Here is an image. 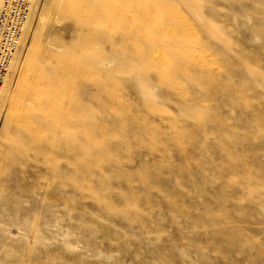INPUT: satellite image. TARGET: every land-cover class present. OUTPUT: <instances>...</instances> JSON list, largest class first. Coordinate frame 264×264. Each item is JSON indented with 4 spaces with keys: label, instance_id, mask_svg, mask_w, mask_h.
<instances>
[{
    "label": "rangeland",
    "instance_id": "1",
    "mask_svg": "<svg viewBox=\"0 0 264 264\" xmlns=\"http://www.w3.org/2000/svg\"><path fill=\"white\" fill-rule=\"evenodd\" d=\"M35 11L44 20L32 18L2 87L0 264H264V0H39ZM186 26L198 43L183 39L181 51L208 57L192 78L164 35ZM158 46L164 58L151 68ZM52 66L76 83L78 118L116 138L114 155L63 115L73 144L41 128L28 152H12L8 138L27 139L9 118L16 100L29 102L22 80ZM110 103L132 107L130 128ZM150 130L160 144L142 138Z\"/></svg>",
    "mask_w": 264,
    "mask_h": 264
},
{
    "label": "bare ground",
    "instance_id": "2",
    "mask_svg": "<svg viewBox=\"0 0 264 264\" xmlns=\"http://www.w3.org/2000/svg\"><path fill=\"white\" fill-rule=\"evenodd\" d=\"M35 1L36 2L32 8L31 17L28 20L26 30L21 38L19 47L13 56V60L10 69L8 71V75L0 89V112L2 111V108L4 106L3 101L6 95L2 87L4 86L8 77L10 76L13 66H15V62H17V58L19 57V51L24 46L23 45L24 38L27 37L26 34H28V31L32 25L31 24L32 18L36 16L38 18V21L44 20L43 14L35 11L37 9L39 0H35ZM159 4L161 7H165V5H167L165 3L162 4L161 2ZM178 20L180 21L182 19L180 18ZM156 23H158V20L156 21ZM170 25L172 26L173 24ZM177 29L179 30L175 31V33H173L171 30H166V33L164 35L169 38V40L174 46V48L171 51V55L177 59H181L180 63L177 65V68L185 72V74L187 73L191 77V74L189 72L190 67L192 66L205 67L208 63V57H206L203 53L195 54L196 51L194 50L192 51V53L184 54L180 49V45L183 39L188 41V43L192 47H194V45H196L198 41L196 36L190 29V27L186 26L185 29H183V27H177ZM150 32L152 36L155 37H158V35L160 34L157 28L152 29V31ZM163 58L164 56L162 54V51L158 46L155 48L154 52L148 58L149 64L148 63L147 64L149 67L153 68L150 62H155ZM159 76L160 79L163 80V82L169 84L171 87H174L177 90H180L183 87L182 84L175 81L173 77L170 75V73L167 71L160 70ZM54 80L58 82L56 84H53ZM189 80L190 79H188V81ZM75 84L76 83H74L73 81H65L63 78H61V71L58 67L55 66L51 67L50 75L48 77L38 76V79L34 82L31 76L23 78L21 90L24 92L25 96L29 98V102L25 104L23 102H19L18 100H16L12 108L10 109L9 118L11 124H16V125H18V123L23 124L22 126L24 127L27 133V139L11 140L8 138L9 147L14 154L26 153L29 151L28 144L30 142L40 141L39 140L40 135L37 132V130L41 128L43 130H51L52 128H59L62 131H64L65 134L67 135L66 143L73 144L74 142L72 138L73 136L71 137V133L65 131V124L62 122V115H63L71 120L72 128L74 129L78 128L82 130L81 132L84 133L85 137L88 139L87 141L92 143L97 148V150L106 151L110 156L114 155L115 151L117 150H115V146L112 144V142L115 141L116 143V138L111 135H110V139L107 136L101 137L100 135L97 134L96 130L94 129L95 125H92L90 121L84 123L78 118V116H82L85 113L84 111L82 112V107L73 98V91ZM112 87L114 89H118L119 85L116 83ZM114 89L110 90V92L107 93L109 99L113 97ZM66 98L69 99V103L67 104L64 103V100ZM30 99L32 101H30ZM239 103L244 107L250 106V103L248 102V99L244 91H242V97ZM131 108L132 107L128 105L127 108L122 111L115 108L113 105H111V103L108 106V109L112 112L114 119L126 124L128 128L132 126L131 123L128 121V112ZM30 111H37L45 114L47 117V121L46 122L36 121L29 114ZM209 118L211 121L215 123H219V119L216 116V114L210 116ZM121 138L124 139V135ZM142 138L150 140L152 143L155 144H160V142H162L161 137H159L158 131L149 132L143 135ZM242 141H243V137H242ZM171 142L175 146L180 147L183 145V138L179 135L174 137V139L171 140ZM117 144H118L117 147L121 148L122 144L119 143ZM226 156L230 164L237 157L232 154H227ZM184 158L188 159L189 154L184 153ZM3 166H4V162L1 160L0 172H2Z\"/></svg>",
    "mask_w": 264,
    "mask_h": 264
},
{
    "label": "built area",
    "instance_id": "3",
    "mask_svg": "<svg viewBox=\"0 0 264 264\" xmlns=\"http://www.w3.org/2000/svg\"><path fill=\"white\" fill-rule=\"evenodd\" d=\"M35 0H0V89L26 30Z\"/></svg>",
    "mask_w": 264,
    "mask_h": 264
}]
</instances>
